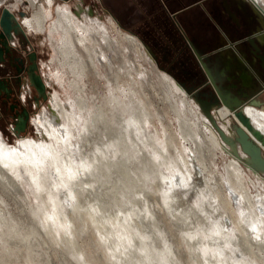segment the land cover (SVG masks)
Segmentation results:
<instances>
[{"label": "rangeland", "instance_id": "374dc122", "mask_svg": "<svg viewBox=\"0 0 264 264\" xmlns=\"http://www.w3.org/2000/svg\"><path fill=\"white\" fill-rule=\"evenodd\" d=\"M39 2L46 5L45 0ZM63 5L72 12L78 10L76 5L83 11L90 10L92 15L88 17L92 21L109 28L110 34L114 32L109 21H116L95 0L53 1V19H48L44 32L24 27L41 55V72L47 81L49 96H55L58 104H68V116L70 113L72 120L68 124L61 120L66 126L63 128L68 141L65 145L60 142L59 145L56 139L41 138L35 123L24 135L46 142L57 151L56 158L49 162L55 164L51 167L47 163L42 169V179H46L40 183L39 191L31 186L23 169V176L19 178L6 171L16 184L10 185L7 180L0 182V264H264V227L248 220H240L241 223L238 215L244 208L239 201L234 206L226 205L215 193L225 187L223 181L227 178L230 156L208 146L205 161L211 163L216 176L208 175L205 180L202 174V178L198 177L200 186L194 188L185 179L191 170L182 156L191 146L182 139L179 115H183L181 100L186 95L181 91L170 92L160 83L151 62L131 50L122 56L111 53L110 69L107 62H96L97 68L88 69L85 75H71L59 60L61 33L49 31L56 18L54 9ZM246 5L253 7L248 0ZM2 7L13 11L24 9L25 19H30L33 12L25 1L0 0ZM212 38L215 42H211L212 46L221 39ZM97 39L100 41L99 36ZM237 53L249 59L247 48L240 47ZM224 55L234 57L235 54L215 49L209 53L217 79L222 75ZM234 65L241 71L237 63ZM254 74L263 77L257 68ZM255 77L257 93L250 102L260 99L264 105V84ZM72 82L76 83V89ZM52 103L51 97L48 98L33 119L48 111ZM98 108L105 109L101 116ZM106 121L112 124L106 123L107 128L113 126L112 131L107 130ZM121 121L130 125L125 131L121 130ZM85 124H89L87 129ZM0 136L9 145L17 141L3 122H0ZM100 165L103 166L100 168ZM69 169L74 172L70 173ZM243 169L248 182L252 181L247 186L250 194L254 198L258 194L263 200L264 180L263 184L257 182L249 170ZM65 174L67 177L71 174L69 179Z\"/></svg>", "mask_w": 264, "mask_h": 264}, {"label": "bare ground", "instance_id": "6f19581e", "mask_svg": "<svg viewBox=\"0 0 264 264\" xmlns=\"http://www.w3.org/2000/svg\"><path fill=\"white\" fill-rule=\"evenodd\" d=\"M15 1L17 3H22V1H25L33 9L31 18L30 19H24V21H23L24 26H26L28 29H30L34 32H44L46 29V26H47L48 19L53 17L52 16L53 15L52 14L53 1L52 0H45V4H46L45 6L46 7L44 5H42L39 2V0H15ZM248 1L253 3L255 12H258L257 9L260 12L262 11V13L260 14V17H261L262 14H264V0H248ZM255 7H256V9H255ZM87 11L88 10L83 11L81 8H79L78 10H74V12H72V10L67 5H63L62 7L56 6V8L54 9V14L56 15V18H55V20H54L49 31H50V33H54V31L61 33V41H60V46L58 49L59 60H60L61 65H66V67L69 69L71 75H73L74 77H77L80 74L85 75V73H87L88 69L97 68L95 65L96 62H99L100 64L102 62H107L108 68L110 69L111 68V63H110L111 55L110 54L115 53L116 56H118V55L122 56V55H124V52L126 53V51H129V50L133 51L134 55H137L140 58L148 59L151 62V64L153 65V67H155L153 61H151L148 58L146 52L143 50L140 42L137 40L136 37L132 36L131 34L125 32V31H123L122 29L118 28L117 24L111 18H110L111 21H109V25H110V28L114 32H113V34H110L109 28L103 26L102 24H100L96 21H92L88 17ZM82 12H85V14L83 15V18L78 19V17H80ZM75 16H77V18ZM261 24L264 25L263 22H261ZM97 36L100 37V41L97 39ZM155 69L159 74L160 83L164 84L170 90V92L176 93V92L181 91L184 94V96L186 95L185 92L181 88L178 87V85L175 83V81L169 75L159 72L156 67H155ZM71 85L73 86V89L77 88L75 82H72ZM78 88H79V86H78ZM50 97H51V101L53 102L52 103L53 106H51L48 111H45L43 113L41 112V114H38L36 116V118L32 119V123H35L37 130H38V133L40 134L41 138L49 137L50 139L51 138L56 139L57 143L60 142V143H64V145H65L66 142H68V141H66V137L63 133V130H64L63 128H66L64 123L68 124L69 120L70 121L72 120L69 118V116L72 117V115H70V113H69V116H68L69 111H67V110L69 107H68L67 103L62 102V103L58 104L55 101V98H54L55 96H49V98ZM79 99H82V98H79ZM78 102H79V100H78ZM193 102L194 101L186 95L181 100V105L183 107V111H182L183 115H181V114L179 115V113L177 111V115H179V117H180L182 139L191 146L190 147L191 150H189V152H186L184 157L182 156L186 166H188L190 168L189 170H191L190 173H187V177H185V179L194 188L196 186H200V185H198L200 183V180H198L199 178L197 176L201 177V175L204 174L203 178L206 180V176L213 175L211 163H208L205 161V152L207 151L208 146H213L218 152H223L227 156H230V158L228 157L229 160H228L227 165H226V173H227L226 181L227 182L223 181V186H225V187H223V190L217 191L215 193L217 194V197L219 198V200L225 202L224 204H226V205L234 206L235 204L237 205V202L239 201V203L244 208L243 213L239 212L240 213L238 215L239 221L241 220V221L245 222L246 220H248L250 223L253 222L257 226H263L264 227V199L261 200V198L258 194L256 195L255 198L250 194V190L247 186H248L249 182H252V181L248 182V180H247L248 177L246 178L247 175L245 176V172L243 169V167L245 168V166L241 162H239L236 158H234L233 156L230 155V152H229L230 148L227 145L222 144V142L220 141L219 135L217 134L215 129L212 127L209 120L200 112L197 104L195 102L194 103ZM78 104L80 106L81 103L79 102ZM237 104L238 103L236 100L233 105H226L225 104L224 106H222L219 109H216L212 112L214 119L216 120V122L218 123L220 128H222V130L228 136H231V134H233L232 123H237V124L241 125L244 129H248V128H246V126H244L242 124V122L238 118V116H236V114L234 112H232V110L230 109V107H235ZM100 108H98V109H100ZM126 109H128V108H126ZM241 109L243 110V113L245 114L249 123L252 126V129L247 130V131L258 142V144H260V146L264 150V105L262 104V100H260V99L254 100V101L250 102L248 105H245L244 107H242ZM104 110H101L102 113H99L100 111L97 110V111H99L98 116H101L103 114ZM133 113H135V112H133ZM104 118L106 119V117H104ZM132 119L134 120V118H132ZM61 120H63L64 123ZM102 120H104V119L102 118ZM121 120H122V118H121ZM92 122L94 123V121H92ZM107 122L108 121H106L104 123L106 124ZM98 123H97V125H98ZM118 123H116V124H118ZM135 123H137V122H135ZM70 124H71V122H70ZM107 124H106V128H107ZM120 124H121V127L123 126L121 130H123L124 128H128L130 126L129 124H125V121H124V123H122V121H121ZM71 125H70V127H72ZM111 125H109V126H111ZM113 125H114V122H113ZM138 125H141V124H138ZM86 126H89V124L88 125L85 124V127ZM90 126H92V125H90ZM139 127H141V126H139ZM142 128L143 127H141V129ZM86 129H87V127H86ZM111 129H113V126L111 127ZM111 129H110V127L107 128L108 131L109 130L112 131ZM97 131L94 132V134L97 133ZM124 131H125V129H124ZM124 131H123V133H124ZM93 137L96 138L94 135H93ZM137 137H139V136H137ZM101 138H99V139L102 141ZM107 139H109V138H107ZM144 139H143V141H144ZM96 140H98V139H96ZM60 143H59V145H60ZM81 143H82V140H81ZM119 143L121 144V142H119ZM93 144H95V143H93ZM104 144H105V142H104ZM112 144H114V143H112ZM105 145L107 146V144H105ZM98 146H100V145H98ZM192 146H193V148H192ZM70 147L72 148V146H70ZM76 147H79V146H76ZM63 148H64V146L62 147V150L64 151ZM107 148H108V146H107ZM97 150L101 151L100 149H97ZM79 151L80 150H78V152ZM106 151H107V149H106ZM60 153H61V151H60ZM102 153H104V152L102 151ZM107 153L108 152H105V154H107ZM67 154H70V153H67ZM97 154H99V152ZM56 156H57V151L53 149V146L48 147L46 145V142L42 143L40 141L34 140L32 138H29V137H22V138L17 139L15 145H9L7 142H5V140L2 138V136H0V182L1 181L5 182L4 180H7L10 185L14 184L15 180L13 177L19 178L20 175L23 176L22 170H21V169H23V171H26L28 173L29 179L31 181V186L35 187L39 191L40 183H42L43 180L46 179V178L42 179V177H43L41 175L42 169H43L45 164L54 160V158H56ZM70 156H71V154H70ZM70 156H68V157H70ZM106 156H108V155H106ZM80 157H81V155H80ZM60 158H62V157H60ZM60 158H58V159H60ZM68 159L69 158H67L66 160H68ZM100 159H98V160H100ZM62 162H64V161H62ZM52 163H54V162L49 163V165L51 164V167H52ZM58 164H60L59 161H58ZM109 164H107V166ZM60 165H62V163ZM69 165H70V163H69ZM72 165H73V163H72ZM79 165H81V164H79ZM83 165H85V164H83ZM105 165L106 164H104V166ZM90 166H93V165L91 164ZM101 166H103V165H100V168H101ZM65 168H67V167H65ZM96 168H98V167H96ZM54 169L57 170L58 166L54 167ZM245 169L247 170V168H245ZM59 170H62V169H59ZM85 170H87V169H85ZM6 171L11 172V175L13 177L11 175H8V173ZM93 171H95V170L93 169ZM69 172L73 173L74 171L71 172L69 169ZM249 172H251V171H249ZM70 176H71V174H69L68 177L65 174L64 177H67V179H69ZM213 176H211V177L213 178ZM252 176L255 178L254 180H256L259 183H261L264 180L263 176H258V175H253V174H252ZM172 177H173V175H172ZM205 180H203V181L201 180V181L204 182ZM62 181H63V178H62ZM208 181H210V179ZM175 184H176V182H175ZM206 184H207V181H206ZM206 184H204V185H206ZM210 184L211 183L209 182L208 190H209V188H211ZM220 184L221 183H219V185ZM261 184H263V183H261ZM165 186H167V185H165ZM214 186H216V185H214ZM220 186H218V187H220ZM256 186H258V185H256ZM221 188L222 187H220V189ZM187 189H188V187H187ZM205 191H207V189ZM227 191H230L229 195L227 194ZM203 193H206V192H203ZM221 204H223V203L221 202ZM232 217L233 216H231L230 218L229 217H226V218L231 219ZM232 219H231V221H232ZM228 223H229V221H228ZM228 223H227V225H228ZM220 227H222L221 224H220ZM243 228H244V226H243Z\"/></svg>", "mask_w": 264, "mask_h": 264}, {"label": "flooded vegetation", "instance_id": "af4514ba", "mask_svg": "<svg viewBox=\"0 0 264 264\" xmlns=\"http://www.w3.org/2000/svg\"><path fill=\"white\" fill-rule=\"evenodd\" d=\"M237 4L236 8L232 4L228 8L223 5L222 17L226 28L222 32L223 38L218 37L220 41L217 40V45L210 44L212 39H209L207 24L202 20L186 23L173 18L168 29H165L162 19L158 33L141 37L157 58L158 67L191 89L193 98L207 101L212 111L216 110V105L219 108L224 106L222 101L226 105H233L236 100L244 105L249 103L257 93L255 75L259 78L258 82L264 84V59H261L264 58V43L258 40L259 35H264V25L261 24L264 18L258 16L253 7L246 5V0H237ZM3 8L7 7H2L0 12ZM11 12L16 16L17 23L10 33L0 35V122L11 127L13 118L26 111L29 130L33 126L34 115L49 98L48 86L41 72V55L32 45L24 28L23 21L27 12L24 9ZM21 13L24 16H20ZM87 14L92 15V12L88 10ZM258 22L261 26H258ZM258 42L259 58L253 49V45ZM240 47L248 49L249 59L237 53ZM213 49L235 54L234 57L224 55L219 79L209 60V53ZM235 63L241 67V71L236 69ZM204 67L212 75L215 86L206 76ZM254 68L259 69L263 77L254 74ZM32 76L42 80L46 99L40 97L31 86Z\"/></svg>", "mask_w": 264, "mask_h": 264}, {"label": "crops", "instance_id": "0c3cea01", "mask_svg": "<svg viewBox=\"0 0 264 264\" xmlns=\"http://www.w3.org/2000/svg\"><path fill=\"white\" fill-rule=\"evenodd\" d=\"M95 2L123 29L133 32L139 39L158 33V25L162 19L176 18L179 22L186 23L194 20L205 21L208 37L213 41V36L223 38L222 32L226 28L222 17L223 5L226 8L229 4L234 8L238 5L237 0H95ZM75 7L81 8L80 5ZM258 40L264 43V35H259Z\"/></svg>", "mask_w": 264, "mask_h": 264}, {"label": "water", "instance_id": "95a60500", "mask_svg": "<svg viewBox=\"0 0 264 264\" xmlns=\"http://www.w3.org/2000/svg\"><path fill=\"white\" fill-rule=\"evenodd\" d=\"M253 10H254V6H253ZM257 11H258L256 12L257 15L260 16L262 11L260 12L258 9ZM22 15L24 16V13L20 14V16ZM261 17L264 18V14H262ZM171 20L173 21L174 19L173 18L164 19L163 26L165 29H168L169 23L171 22ZM15 23H17L16 16L8 8H3L0 12V35L4 33L5 34L10 33ZM116 23L121 28L120 24L117 21ZM258 26H261L259 22H258ZM128 33L137 38L143 50L146 52L148 58L151 61H153L155 67L158 70L163 71L162 69L158 67L157 58L155 57L151 48L148 45H146L142 39H139L136 36V34H134L133 32H128ZM258 46H259V42L258 44L256 43L253 45V49L255 50L254 53L255 55L257 54L256 55L257 58L260 57L259 56L260 50ZM261 59L263 60L264 58L261 57ZM204 72L206 76L208 77L209 81L214 85V80L212 78V75L210 74L209 70L206 67H204ZM170 77L175 81L178 87L181 88L185 92V94L188 95V97L197 104L200 112L209 120L212 127L215 129L220 139L222 140V142L230 148L229 149L230 155L236 158L239 162H241L245 166V168H247V170L252 172L253 175L264 176V150L262 149L260 144H258V142L247 131V130H251L252 126L249 123L245 114L243 113V110L241 109L245 105L238 103L235 107H230V109L232 110V112L236 114V116H238L242 124L246 126V128L248 129H244L241 125L237 123H232L233 134H231V136H228L222 130V128H220V126L214 119L212 115V112H213L212 107L209 106V103L205 100H199V99L193 98L191 95L192 93L191 89H187L183 84L179 83L172 76ZM30 83H31V86L40 95V97H42L43 99H46V96H44L45 85L42 83V80L40 79V77L32 76L30 78ZM222 103L223 105L226 104L223 101ZM214 109H219V106L216 105ZM28 122H29V116L26 111H23L22 114L16 115L13 118L12 135L16 139L24 137V135L28 131Z\"/></svg>", "mask_w": 264, "mask_h": 264}, {"label": "built area", "instance_id": "2783aa9c", "mask_svg": "<svg viewBox=\"0 0 264 264\" xmlns=\"http://www.w3.org/2000/svg\"><path fill=\"white\" fill-rule=\"evenodd\" d=\"M10 11H13V9H11V8H9V7H7ZM9 129H10V131H11V133H12V126L11 127H9Z\"/></svg>", "mask_w": 264, "mask_h": 264}]
</instances>
